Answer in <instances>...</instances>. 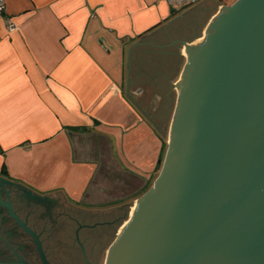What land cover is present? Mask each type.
<instances>
[{
  "label": "crops",
  "instance_id": "crops-1",
  "mask_svg": "<svg viewBox=\"0 0 264 264\" xmlns=\"http://www.w3.org/2000/svg\"><path fill=\"white\" fill-rule=\"evenodd\" d=\"M4 1L0 179L14 185L0 184L13 187L42 212L36 229L33 223L38 235L47 233V198L55 202L51 209L65 204L76 224L113 228L100 249L107 255L138 199L154 186L168 149L162 131L169 135L173 116L167 114L163 122L149 118L141 107L144 98H175L177 104L176 85L188 63L184 43L200 44L212 21L232 4L203 0L184 8L165 0ZM3 167L8 176L2 175ZM70 232H60L57 240L68 241Z\"/></svg>",
  "mask_w": 264,
  "mask_h": 264
},
{
  "label": "water",
  "instance_id": "water-1",
  "mask_svg": "<svg viewBox=\"0 0 264 264\" xmlns=\"http://www.w3.org/2000/svg\"><path fill=\"white\" fill-rule=\"evenodd\" d=\"M184 44L162 171L105 264H264V0H237Z\"/></svg>",
  "mask_w": 264,
  "mask_h": 264
},
{
  "label": "flooded vegetation",
  "instance_id": "flooded-vegetation-1",
  "mask_svg": "<svg viewBox=\"0 0 264 264\" xmlns=\"http://www.w3.org/2000/svg\"><path fill=\"white\" fill-rule=\"evenodd\" d=\"M141 107L143 114L152 117ZM4 186L0 191V264H96L95 224H76L65 204L52 209L47 206L43 210L47 233L45 237L38 235L34 230L43 221L42 212L34 203L12 192L13 187ZM9 208L37 236L41 249L35 236L16 220ZM67 228L72 231L68 241H58L59 233Z\"/></svg>",
  "mask_w": 264,
  "mask_h": 264
},
{
  "label": "rangeland",
  "instance_id": "rangeland-1",
  "mask_svg": "<svg viewBox=\"0 0 264 264\" xmlns=\"http://www.w3.org/2000/svg\"><path fill=\"white\" fill-rule=\"evenodd\" d=\"M226 3L229 4H233L234 2H236L237 0H223ZM188 58V57H187ZM137 101L139 100V98H135ZM175 98H167V97H146L144 98L145 104H144V109L148 110V113L152 116H155L157 118L158 121L163 122L165 116L168 114L171 115L170 118H172L175 109L173 106V103ZM175 105V103H174ZM177 105V104H176ZM175 105V107H176ZM173 109V111H169V109ZM159 110L163 111L161 113H159ZM169 112H168V111ZM167 111V112H166ZM169 128V126H168ZM165 135V143L167 145L168 143V139H169V135H168V130H163L162 131ZM92 210H95V208H91ZM101 227V228H100ZM113 228L109 227H104V226H96L95 228V249H99V251H95V262L99 263V264H105L107 255L103 252L100 251L101 248H103L104 244H106V239H104V236L112 233ZM90 246L92 247V245L90 244ZM97 252V253H96ZM105 257V259H104Z\"/></svg>",
  "mask_w": 264,
  "mask_h": 264
},
{
  "label": "built area",
  "instance_id": "built-area-1",
  "mask_svg": "<svg viewBox=\"0 0 264 264\" xmlns=\"http://www.w3.org/2000/svg\"><path fill=\"white\" fill-rule=\"evenodd\" d=\"M171 6H178L189 8L200 4L203 0H165ZM6 13V5L4 0H0V19L5 16ZM7 27L10 31L15 29V25L11 22V20H6Z\"/></svg>",
  "mask_w": 264,
  "mask_h": 264
},
{
  "label": "trees",
  "instance_id": "trees-1",
  "mask_svg": "<svg viewBox=\"0 0 264 264\" xmlns=\"http://www.w3.org/2000/svg\"><path fill=\"white\" fill-rule=\"evenodd\" d=\"M2 148L0 147V153H2ZM2 175L4 176H8V173H7V170H6V167H3V170H2Z\"/></svg>",
  "mask_w": 264,
  "mask_h": 264
}]
</instances>
